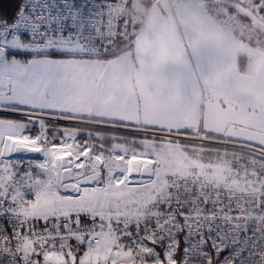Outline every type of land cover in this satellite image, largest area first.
Listing matches in <instances>:
<instances>
[{
  "label": "snow or ice",
  "instance_id": "snow-or-ice-1",
  "mask_svg": "<svg viewBox=\"0 0 264 264\" xmlns=\"http://www.w3.org/2000/svg\"><path fill=\"white\" fill-rule=\"evenodd\" d=\"M122 2L0 0V264H264V128L208 127L168 75L122 101Z\"/></svg>",
  "mask_w": 264,
  "mask_h": 264
},
{
  "label": "crops",
  "instance_id": "crops-1",
  "mask_svg": "<svg viewBox=\"0 0 264 264\" xmlns=\"http://www.w3.org/2000/svg\"><path fill=\"white\" fill-rule=\"evenodd\" d=\"M140 1L130 0L129 6L143 18L153 2ZM135 27L139 29L129 48L120 51L128 73L116 89L122 101L150 96L168 75L179 85L173 88L172 100L186 86L189 114L202 116L208 127L259 135L264 128V50L235 40L200 5L187 0L158 1ZM193 43L206 52L199 64L190 65L185 49L191 55ZM95 99L94 90L86 94V102Z\"/></svg>",
  "mask_w": 264,
  "mask_h": 264
},
{
  "label": "built area",
  "instance_id": "built-area-1",
  "mask_svg": "<svg viewBox=\"0 0 264 264\" xmlns=\"http://www.w3.org/2000/svg\"><path fill=\"white\" fill-rule=\"evenodd\" d=\"M161 0H152V6L145 10L147 19L153 5ZM172 3L174 0H164ZM197 3L201 6L204 13L230 32L237 41L246 42L254 45L257 48L264 50V18L252 16L251 19H245V15H249L246 9L238 8L235 12H230L222 6L221 0H187ZM130 5V0H123L119 10L125 9ZM241 57H245L243 53ZM250 150V149H249Z\"/></svg>",
  "mask_w": 264,
  "mask_h": 264
},
{
  "label": "rangeland",
  "instance_id": "rangeland-1",
  "mask_svg": "<svg viewBox=\"0 0 264 264\" xmlns=\"http://www.w3.org/2000/svg\"><path fill=\"white\" fill-rule=\"evenodd\" d=\"M138 6H140V4H138ZM140 8H142V5L140 6ZM140 8L138 7L137 9ZM119 13L125 18V23L128 26L129 34L135 35V33H137L139 29V27H135V24L142 22V17H140L139 14L135 15V12L133 13L131 10V6H127L125 9L119 10Z\"/></svg>",
  "mask_w": 264,
  "mask_h": 264
},
{
  "label": "trees",
  "instance_id": "trees-1",
  "mask_svg": "<svg viewBox=\"0 0 264 264\" xmlns=\"http://www.w3.org/2000/svg\"><path fill=\"white\" fill-rule=\"evenodd\" d=\"M128 48H129V45H127V46H125V47L121 48V50H120V51H123V50H125V49H128Z\"/></svg>",
  "mask_w": 264,
  "mask_h": 264
}]
</instances>
